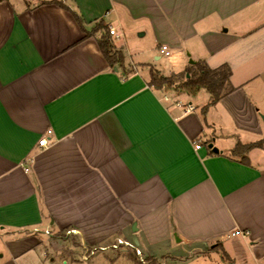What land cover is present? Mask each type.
<instances>
[{
  "label": "crops",
  "instance_id": "0c3cea01",
  "mask_svg": "<svg viewBox=\"0 0 264 264\" xmlns=\"http://www.w3.org/2000/svg\"><path fill=\"white\" fill-rule=\"evenodd\" d=\"M61 1L88 29L149 27L184 61L178 73L228 64L234 90L207 113L202 89L166 100L152 69L113 68L102 31L85 38L71 9L0 0V264H150L180 247L181 264H264V148L249 163L231 156L264 133V103L232 80L234 61L251 79L264 72V0ZM118 238L146 259L125 247L135 255L82 258Z\"/></svg>",
  "mask_w": 264,
  "mask_h": 264
},
{
  "label": "rangeland",
  "instance_id": "374dc122",
  "mask_svg": "<svg viewBox=\"0 0 264 264\" xmlns=\"http://www.w3.org/2000/svg\"><path fill=\"white\" fill-rule=\"evenodd\" d=\"M110 20V18H109ZM138 26L134 24L127 25L125 29L121 30L119 29V32L122 31L123 37L121 39H113V43L118 45L119 48H122L124 54H125V60L128 63H137L140 69L146 74L149 75L150 70H158L160 73L164 74L165 76H173L175 74H178V71L182 69V64H185L184 61H182L181 58L177 56V54L174 51H171L170 55H165L156 47L155 39L153 31L148 27L145 29L147 31V34L145 36H140L139 33L142 32V29L137 28ZM143 30V31H145ZM116 49L118 47L115 45ZM159 55L160 58L157 59L156 56ZM233 67L236 68L235 75L233 76L232 80L235 83L241 84V83H249L248 88L250 89V93L254 99H256L260 104L264 103V72L260 76H255L252 79L250 77H247L244 71L239 69V62L234 61L232 62ZM128 69L132 68V65L129 67L126 66ZM232 67V66H231ZM185 72V71H184ZM177 81H183L185 79V76H178L175 77ZM159 90H162L164 93V99L168 100L170 99V94L175 93V95H180L184 93V91H175L172 89H167L165 87L159 88ZM209 92L205 89H202L196 99H195V105H198V109L201 108L204 103V101H207L209 99ZM189 100L194 99L193 96L188 95L187 93H184L182 95V100ZM264 125V123H263ZM257 144L264 148V133L262 136H260L259 140L255 141ZM264 154V153H261ZM72 241V240H71ZM60 246H62V241L57 242ZM71 243V242H70ZM181 250H176V252L173 255H176L177 258L171 257L168 254L163 257L162 254H159V261L156 263H150V264H181V262L189 261L191 256L189 253H187L182 247H180ZM113 249L106 250L107 252H110ZM103 253L106 252H99L96 258L97 260H103ZM109 254V253H108ZM115 255H128V256H134L135 254L132 253L129 250H122L116 249L114 252ZM96 256V255H95ZM143 257V256H142ZM146 259L145 257H143ZM192 260V259H191ZM206 260L204 256H200L195 259V261L202 262ZM119 264H131L130 261L126 259H121Z\"/></svg>",
  "mask_w": 264,
  "mask_h": 264
},
{
  "label": "trees",
  "instance_id": "16d2710c",
  "mask_svg": "<svg viewBox=\"0 0 264 264\" xmlns=\"http://www.w3.org/2000/svg\"><path fill=\"white\" fill-rule=\"evenodd\" d=\"M54 2L62 7L69 8L61 0H43V3ZM72 10V9H71ZM74 16L80 23V26L85 31V38L94 35L98 31H102L101 36L98 38V45L104 54L109 64L114 68H121L126 74H130L134 71L132 68L128 69L125 64V55L120 49H116L108 24L103 20H99L96 24L88 29L85 26L83 18L74 12ZM187 73L190 74L187 77ZM185 76L183 81H177L175 77ZM232 70L228 64H224L218 68H211L205 62L199 61L195 65L188 67L185 72L175 74L173 76H165L158 70H151V76L149 84L156 89L167 88L175 91H184L188 94L194 95L201 89H205L210 94V101L202 108L204 113H207L209 108L216 104L223 96L234 90V86L231 83ZM260 147L257 142L242 144L232 151L231 156L236 157L241 162L249 163L248 151L252 148ZM220 249V245L216 246ZM226 255V254H224ZM151 259V258H148Z\"/></svg>",
  "mask_w": 264,
  "mask_h": 264
},
{
  "label": "built area",
  "instance_id": "2783aa9c",
  "mask_svg": "<svg viewBox=\"0 0 264 264\" xmlns=\"http://www.w3.org/2000/svg\"><path fill=\"white\" fill-rule=\"evenodd\" d=\"M109 29H110L109 31H110L111 36H115L116 38H121V34L118 32V30L115 27L110 26ZM160 51L162 53H164L165 55L170 54V50H169L167 45H162L160 48ZM177 103H178V105L183 106V103L181 101H178ZM193 109H194L193 105L188 104L186 107V112L191 111ZM39 143H40V145L45 146V145H47L48 142H47V139L44 138V139L40 140ZM201 146L202 145L200 144V142H198L196 144L197 148H200ZM75 232H76V229H69L66 231L67 234H72ZM46 233H50L49 230H46ZM241 233H242L241 230H235L233 232L234 235L241 234ZM122 247H125L128 249H133L139 256H142L141 250L139 248H137L132 242L124 240L123 238H118L115 242L108 244V245L84 247L82 258L85 260H88L89 258L97 255L99 252H103V251H106L109 249H120ZM141 259L144 260L142 257H141Z\"/></svg>",
  "mask_w": 264,
  "mask_h": 264
},
{
  "label": "water",
  "instance_id": "95a60500",
  "mask_svg": "<svg viewBox=\"0 0 264 264\" xmlns=\"http://www.w3.org/2000/svg\"><path fill=\"white\" fill-rule=\"evenodd\" d=\"M140 35H143V32H140ZM191 63L194 64L195 61H194V60H191ZM115 69L118 70L117 67H116ZM189 76H190V74L187 73V77H189ZM261 117H262V119L264 120V114H261ZM209 147L212 148L215 152H219V151H220L216 146H214V143H213V142H210V143H209ZM135 227H136V226H135Z\"/></svg>",
  "mask_w": 264,
  "mask_h": 264
}]
</instances>
